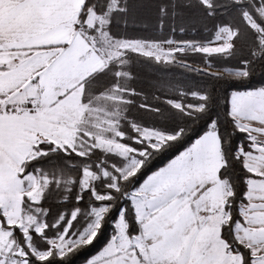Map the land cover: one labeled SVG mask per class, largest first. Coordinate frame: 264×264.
<instances>
[{
    "label": "snow or ice",
    "instance_id": "6c2138e0",
    "mask_svg": "<svg viewBox=\"0 0 264 264\" xmlns=\"http://www.w3.org/2000/svg\"><path fill=\"white\" fill-rule=\"evenodd\" d=\"M258 74L264 0H0V264H264Z\"/></svg>",
    "mask_w": 264,
    "mask_h": 264
},
{
    "label": "trees",
    "instance_id": "16d2710c",
    "mask_svg": "<svg viewBox=\"0 0 264 264\" xmlns=\"http://www.w3.org/2000/svg\"><path fill=\"white\" fill-rule=\"evenodd\" d=\"M192 59H197L196 57H193ZM264 79V77H261L259 74L257 75L256 79L253 81L257 86L259 85V82ZM218 93L222 96L224 94L223 89H218ZM76 264H82V261H77Z\"/></svg>",
    "mask_w": 264,
    "mask_h": 264
}]
</instances>
